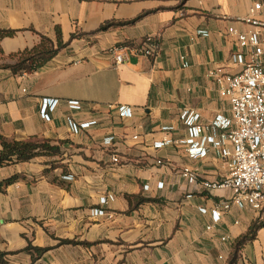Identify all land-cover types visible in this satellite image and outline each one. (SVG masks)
<instances>
[{
  "label": "crops",
  "instance_id": "crops-1",
  "mask_svg": "<svg viewBox=\"0 0 264 264\" xmlns=\"http://www.w3.org/2000/svg\"><path fill=\"white\" fill-rule=\"evenodd\" d=\"M257 3L264 20V0H0V30L16 31L0 38V65L40 36L66 44L75 33L86 35L33 74L0 69V135L44 139L61 151L0 168V182L19 177L0 192V252L13 253L8 264H30L23 252L29 243L48 249L38 264H227L254 224L260 228L237 264H264V215L233 208L212 223L211 211L230 192H209L201 183L222 181L227 165L214 151L191 158L181 119L185 111L200 124L231 117L212 75L239 71L231 63L238 42L228 29L253 31L239 19ZM147 37L160 45L156 58L116 65L107 53L139 47ZM43 99L59 101L50 122L40 114ZM121 107L132 117L121 118ZM66 118L96 124L73 135ZM184 169L197 174L195 184ZM108 196L115 200L100 205ZM134 197L150 202L133 210ZM93 209L106 216H92ZM224 236L230 239L222 244Z\"/></svg>",
  "mask_w": 264,
  "mask_h": 264
},
{
  "label": "built area",
  "instance_id": "built-area-1",
  "mask_svg": "<svg viewBox=\"0 0 264 264\" xmlns=\"http://www.w3.org/2000/svg\"><path fill=\"white\" fill-rule=\"evenodd\" d=\"M261 9L260 3L254 4L248 15L239 19L251 26L253 31L228 29V34L238 42L239 51L231 57V63L239 71L233 74L217 71L212 75L218 86L219 98L229 101L231 117L218 116L208 124H200L199 115L193 112L185 111L181 116L188 128L185 144L188 146L189 156L193 159L206 158L214 151L227 165L228 174L222 181L201 183L209 192H230L229 198L218 203L211 211L214 225L233 208H248L264 215V20L257 17ZM198 34L208 36L203 31ZM160 49L155 39L147 37L139 47L119 45L108 49L107 53L113 57L116 65H120L135 56L156 58ZM184 66L187 67L186 64ZM58 105V100L43 99L40 109L42 119L50 122ZM67 105L72 110L82 109L79 101H68ZM118 113L121 118L132 117L131 109L126 107L119 108ZM66 122L73 135L96 124V121L78 123L72 118H66ZM112 142L113 138L105 140L106 145ZM165 144L167 142L157 143L155 147L162 148ZM112 162L119 163L118 157L112 156ZM181 175L190 184L197 182V174L189 169H184ZM65 179L71 180L72 177ZM158 188L163 189L164 184L160 183ZM114 200V196L104 197L100 200V205L105 206ZM200 211L204 214L207 212L206 209ZM91 214L95 217L106 216L103 209H93ZM211 229L212 225L207 227L208 231ZM229 239L224 236L220 242L225 244Z\"/></svg>",
  "mask_w": 264,
  "mask_h": 264
},
{
  "label": "trees",
  "instance_id": "trees-1",
  "mask_svg": "<svg viewBox=\"0 0 264 264\" xmlns=\"http://www.w3.org/2000/svg\"><path fill=\"white\" fill-rule=\"evenodd\" d=\"M109 26L110 24H106L101 27L99 31H104ZM15 34L16 31L0 30V38L13 37ZM85 36L86 35L82 33H75L71 36L70 41L66 44H63L60 40L55 43L50 38L40 36V41L35 47L9 55L7 59L11 63H4L0 65V69L9 70L14 75L33 74L53 60L73 40L81 39ZM0 147V168L12 164L30 162L36 158H56L61 155L60 146H52L49 141L38 138H30L26 141H14L0 135ZM55 168L57 167L52 164V170ZM49 172H51V169ZM18 178V176H14L10 179L0 182V192H2L6 186L16 182ZM131 201L133 210L143 203L150 202V200L141 199L140 197H134V199H131ZM258 228L260 227L254 224L251 226L248 233L236 242L227 264L238 263L242 248L247 242L254 238L255 232ZM61 244L65 245L76 243L62 240ZM47 251L48 249L34 247L31 245V243H29L23 252L31 256L30 264H38ZM12 254L13 253L0 252V264H8L9 257Z\"/></svg>",
  "mask_w": 264,
  "mask_h": 264
}]
</instances>
